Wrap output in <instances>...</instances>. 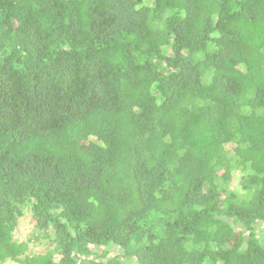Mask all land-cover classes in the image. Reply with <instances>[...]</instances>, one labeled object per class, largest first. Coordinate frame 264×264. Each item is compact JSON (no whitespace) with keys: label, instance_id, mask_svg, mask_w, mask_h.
Segmentation results:
<instances>
[{"label":"trees","instance_id":"trees-1","mask_svg":"<svg viewBox=\"0 0 264 264\" xmlns=\"http://www.w3.org/2000/svg\"><path fill=\"white\" fill-rule=\"evenodd\" d=\"M8 261L264 264V0H0Z\"/></svg>","mask_w":264,"mask_h":264},{"label":"rangeland","instance_id":"rangeland-1","mask_svg":"<svg viewBox=\"0 0 264 264\" xmlns=\"http://www.w3.org/2000/svg\"><path fill=\"white\" fill-rule=\"evenodd\" d=\"M33 232H35V230L31 223V217L28 214L24 218L19 220V225L17 226L14 236H16V239H18L20 242H27L31 252L34 251L36 253L38 252L42 253L44 249L43 246H32V245H46V244L40 241L36 242L35 239L32 240V237L34 236H31V240H29L30 235L33 234ZM41 241H43V239ZM5 264H12V263L7 262Z\"/></svg>","mask_w":264,"mask_h":264},{"label":"clouds","instance_id":"clouds-1","mask_svg":"<svg viewBox=\"0 0 264 264\" xmlns=\"http://www.w3.org/2000/svg\"><path fill=\"white\" fill-rule=\"evenodd\" d=\"M28 215V214H27ZM30 215V214H29ZM26 216V215H25ZM24 216V217H25ZM24 217H22V218H24ZM30 217H31V215H30ZM21 218V219H22ZM20 220V219H19ZM31 223H32V225H33V227H34V230H35V233H36V229H35V222L31 219ZM18 225H19V222H18ZM17 229V228H16ZM15 239H16V236H15ZM8 262H10V261H8ZM11 263V262H10ZM13 264V263H12Z\"/></svg>","mask_w":264,"mask_h":264}]
</instances>
